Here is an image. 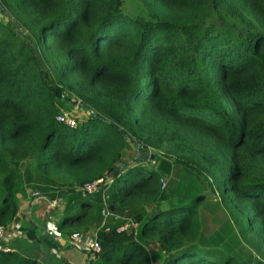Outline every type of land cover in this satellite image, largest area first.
<instances>
[{"label":"trees","instance_id":"trees-1","mask_svg":"<svg viewBox=\"0 0 264 264\" xmlns=\"http://www.w3.org/2000/svg\"><path fill=\"white\" fill-rule=\"evenodd\" d=\"M122 3L0 0V224L24 161L35 187L67 191L57 229L96 226L101 264H151L149 241L160 264L264 261V0ZM67 91L88 114L75 126L55 117ZM108 175L106 203L136 234L81 192ZM206 190L226 215L212 235ZM0 264L39 263L0 247Z\"/></svg>","mask_w":264,"mask_h":264},{"label":"crops","instance_id":"crops-1","mask_svg":"<svg viewBox=\"0 0 264 264\" xmlns=\"http://www.w3.org/2000/svg\"><path fill=\"white\" fill-rule=\"evenodd\" d=\"M30 161L28 165H31ZM20 178L14 194L17 210L11 221L4 227L2 245L25 256L33 257L39 264H59L62 261L101 264L87 247L89 237L96 234V226L91 225L84 230H79L74 228V222H72L57 229L58 219L66 203L67 191L61 190L57 196L56 190L52 188L40 190L35 187L34 184L37 182L32 178L33 183L31 179L22 182ZM51 194H53L52 197H50ZM73 230H78L83 235L79 242L74 243L70 240L69 234ZM215 230L208 233L212 235ZM205 240L206 243L203 245L219 241L218 238L211 240L209 237ZM144 245H146L151 264L153 256H155L154 264H160L164 253L157 251L160 248L156 241H149Z\"/></svg>","mask_w":264,"mask_h":264},{"label":"rangeland","instance_id":"rangeland-1","mask_svg":"<svg viewBox=\"0 0 264 264\" xmlns=\"http://www.w3.org/2000/svg\"><path fill=\"white\" fill-rule=\"evenodd\" d=\"M122 9L124 10L125 13L134 15L136 13H144V6L141 3V0H122ZM5 14L0 12V19L4 20ZM17 32L19 33V30L17 29ZM67 94L69 96V100L64 101V103L62 104V107L67 106L68 110L73 114V116L76 117V119H80L82 117H87V110L84 107V105L82 103H80V101H78L76 98V96H74L72 93L67 91ZM73 98L76 99V101L73 100ZM135 146H131V151H136V149L134 148ZM150 155H152L153 150L150 149ZM128 154H130L128 152ZM134 154L131 153L130 156ZM33 162V161H30ZM26 165V162L22 161L20 164V169H19V173H20V180L22 182H24L26 179H31L32 174L31 173H25L23 172V168ZM120 166V165H117ZM32 180V179H31ZM31 183V182H29ZM33 183V180H32ZM207 191V190H206ZM205 191V192H206ZM225 213H224V209L219 205L218 203V198L216 196L215 193L210 192L209 190L207 191V197L205 199L204 204H202V206L199 209V218L201 221V227L202 230L204 232H210L213 229H218V227L222 224L225 225V222L223 220H225ZM226 230H223L222 233H225ZM241 249V248H240ZM242 250V249H241ZM158 252L162 253V251L160 249L157 250ZM239 252V250H238ZM238 252L235 253L236 255H238ZM254 257H258L257 254L254 253L253 255ZM155 263V256H153V260H152V264Z\"/></svg>","mask_w":264,"mask_h":264},{"label":"built area","instance_id":"built-area-1","mask_svg":"<svg viewBox=\"0 0 264 264\" xmlns=\"http://www.w3.org/2000/svg\"><path fill=\"white\" fill-rule=\"evenodd\" d=\"M55 117L58 121L63 122L68 126L76 125V120L72 116L69 110H63V111L61 110L58 113H56ZM110 178L111 176L98 177L90 182H86L80 187L81 191L91 193V192H96L100 190L101 192L100 215L102 216V220L106 218L107 216L121 217L123 218V222L120 225H118L116 229L124 230L127 232H132L133 234H136L137 221L133 220L131 217H128L125 215H119L113 212L112 210H110L109 205H107L106 203V200H105L106 195L104 194V190L106 189L107 184L110 181ZM3 233H4V226L0 224V239L3 237ZM82 236L83 235H81V233L76 230H73L69 234L70 240L73 241L74 243L79 242L82 239ZM0 247L6 249L5 246H3L1 243H0ZM87 247L91 253H95L99 250V243L95 236L89 237L88 242H87ZM70 264H79V263L75 261H71Z\"/></svg>","mask_w":264,"mask_h":264},{"label":"water","instance_id":"water-1","mask_svg":"<svg viewBox=\"0 0 264 264\" xmlns=\"http://www.w3.org/2000/svg\"><path fill=\"white\" fill-rule=\"evenodd\" d=\"M150 156L152 157V155ZM118 167L120 168L121 166H118ZM114 169H115V166H113V168L110 170V173H112ZM253 264H264V261L261 258H257Z\"/></svg>","mask_w":264,"mask_h":264},{"label":"clouds","instance_id":"clouds-1","mask_svg":"<svg viewBox=\"0 0 264 264\" xmlns=\"http://www.w3.org/2000/svg\"><path fill=\"white\" fill-rule=\"evenodd\" d=\"M108 176H110V175H108Z\"/></svg>","mask_w":264,"mask_h":264}]
</instances>
